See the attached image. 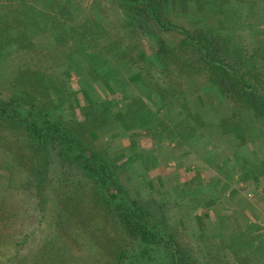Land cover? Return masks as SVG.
<instances>
[{"label":"trees","instance_id":"16d2710c","mask_svg":"<svg viewBox=\"0 0 264 264\" xmlns=\"http://www.w3.org/2000/svg\"><path fill=\"white\" fill-rule=\"evenodd\" d=\"M210 1L219 0H116L125 21L123 29L111 35L98 17L74 23L69 0H1L0 79L8 73V79L21 90L8 99L0 96V157L3 162L17 164L23 172L20 186L14 189L20 210L8 211L0 199V257H8V264H77L76 259H80L57 252L51 235L34 253H20L28 244L27 238L24 243L9 245V221H17L19 214L29 211V216L62 234L66 245L85 242L97 249V258H90L86 264H264V226L259 224L230 233L221 225L209 236L202 228V243L197 247L184 244L183 249L160 220L156 203L135 198L132 190H138L124 185L121 157L97 145L101 135L116 125L117 113L123 108L114 96L95 98L91 88L100 82L112 96L127 93V88L132 91L137 82L156 92H151L149 100L160 105V96L173 99V86L167 87L170 94L164 84H171L167 76L176 66V70L186 72L183 77L208 75L211 86L239 111L244 119L235 131L236 147L254 145L257 151L254 166L249 167L247 161L244 166L248 168L242 169L240 177L244 183L263 184L264 91L257 84L264 81L248 69L254 59L238 49H226L223 34L193 22L189 26L177 22V13L185 4L201 12ZM220 1L233 6L240 0ZM38 4L42 5L36 9ZM59 11L60 16L56 15ZM170 32L182 36L174 46L159 37ZM127 35L154 39L156 51L141 43L125 46ZM102 37L108 42L105 51L97 44ZM7 44L12 47L9 53L5 51ZM38 48L70 58L67 72H76L86 81L82 91L86 107L64 89L63 82L49 78L40 69L13 68L7 61L16 52ZM118 64L126 70L136 66V70L127 77ZM156 69L165 79L152 84ZM129 98L124 109L133 114L132 121L144 122L153 116L147 114L149 103L143 97ZM66 102L81 110L82 121L75 110L71 118L57 111ZM184 126L185 138V131L192 133L193 129L186 120ZM260 147L263 153L257 150ZM1 194L5 193L0 192L2 198ZM27 196L28 202L24 199ZM203 217L200 223L205 222ZM194 248L205 257H196Z\"/></svg>","mask_w":264,"mask_h":264},{"label":"rangeland","instance_id":"374dc122","mask_svg":"<svg viewBox=\"0 0 264 264\" xmlns=\"http://www.w3.org/2000/svg\"><path fill=\"white\" fill-rule=\"evenodd\" d=\"M69 2L70 18L74 23H81L88 17H98L111 35H115L124 27L125 19L116 0ZM233 4L232 6L220 0L210 1L201 12H198L194 5L185 4L177 13V22L184 26L193 22L223 34L225 48L238 49L243 56L253 58L254 63L248 69L254 77L258 75L264 81V0H240L234 1ZM39 5L42 4L35 8H39ZM60 14L61 11L56 15ZM126 37L125 46L141 43L148 50L156 51L154 39L146 38L145 35H140L137 39L132 35ZM159 37L173 46L182 40V36L177 32L164 33ZM106 41V38L102 37L97 42L104 48L103 51L108 49ZM7 47L5 51L9 53L12 47L8 44ZM36 50L16 52L13 57L8 56L10 59L7 61L12 63L13 68L40 69L49 78L63 82L64 89L70 91L72 97H78L81 106L86 107L87 100L82 93L86 81L76 72H67V61L70 58L57 52L44 53L40 48ZM122 67L123 72L128 74L127 77L136 70V66H132L131 70ZM184 73L186 72L182 73L180 69L176 70V66L171 68V75L167 76L170 77L171 84H163L170 94L172 92L167 87L173 86V99L168 100L160 96V105H155L149 100L151 92H156L137 82L131 87L133 93L127 88V93L119 91L120 93L112 96L108 95L100 82L91 88L95 98L111 99L114 96L119 101L120 108H123L117 113L119 119L116 125L101 135L97 145L109 154L121 157V180L124 185L129 189L138 190L139 193L132 190V196L135 198L138 196L145 202L156 203L160 220L165 221L170 233L181 243L183 249L184 244L186 247H197L202 243V228L209 236L213 231L220 229L221 225V229L229 233L236 232L240 227L246 229L256 224L264 226V182L261 185L250 181L244 183L240 177L242 169L247 167L244 166L247 161L249 167L254 166L257 155L254 145L236 147L238 140L235 131L244 118L234 105L224 99L218 89L211 86L208 75L188 78L183 77ZM153 75L152 84L165 79L159 75L157 69ZM8 76L6 73V77L0 79L2 99H8L21 91ZM257 85L264 91V82ZM156 88L160 89L158 86ZM179 89L181 93L174 92ZM129 95L143 97L149 103L147 114L151 113L153 116L144 122L132 121L133 114L124 109V105L129 102ZM163 102L170 106H163ZM74 110L78 120L82 121L81 110L67 102L57 111L64 117L71 118ZM197 117L200 121H197ZM224 118L226 122H223ZM227 119L233 120L229 122ZM184 120L192 124L190 127L193 129L192 133L190 130L185 131V138ZM221 122L223 124L220 126ZM257 150L263 153L261 147ZM3 161L0 157V192L5 193L1 194L0 199L4 207H8V211L17 212L21 204L14 189L20 186L23 172L17 164ZM24 199L28 202V196ZM30 214V211L27 215L19 214L17 221L11 220L12 222L8 223V233L12 236L9 245L15 246L17 243H24L25 238L28 239V244L24 245L21 254L30 251L34 253L40 244L47 240L46 236L51 235L50 239L56 251L78 256L80 259H76L77 264H86L90 258H97V249L90 248L85 242L76 246L66 245V238L62 234L53 231L48 223L41 222L37 217L29 216ZM200 217L205 218V222L200 223ZM193 252L196 257H205L197 248H194ZM7 259L6 256L0 257V264H8ZM218 264H221V261Z\"/></svg>","mask_w":264,"mask_h":264}]
</instances>
